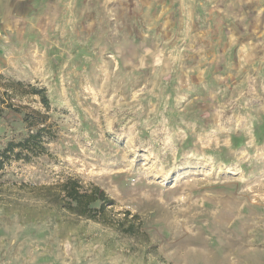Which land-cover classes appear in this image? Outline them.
Returning a JSON list of instances; mask_svg holds the SVG:
<instances>
[{"label":"rangeland","instance_id":"rangeland-1","mask_svg":"<svg viewBox=\"0 0 264 264\" xmlns=\"http://www.w3.org/2000/svg\"><path fill=\"white\" fill-rule=\"evenodd\" d=\"M56 9L0 63V95L50 106L12 98L0 145L26 112L52 130L0 171V264H264V0ZM68 178L113 200L103 221L64 205Z\"/></svg>","mask_w":264,"mask_h":264},{"label":"trees","instance_id":"trees-1","mask_svg":"<svg viewBox=\"0 0 264 264\" xmlns=\"http://www.w3.org/2000/svg\"><path fill=\"white\" fill-rule=\"evenodd\" d=\"M23 93L39 95L40 102L49 109L44 88L25 84L19 80H7L4 83V91L0 95V116H3L6 108L20 110L11 100L20 97ZM3 95H7V98H3ZM45 119L46 116L39 111L24 113L23 121L28 127L27 133L20 139H9L4 145H0V171L12 160H29L46 151L45 143L51 137L52 130L49 125L44 124ZM61 190L66 199L64 205L68 209L100 221H103L107 208L113 204V200L98 185L83 186L76 178H68L62 184Z\"/></svg>","mask_w":264,"mask_h":264},{"label":"crops","instance_id":"crops-1","mask_svg":"<svg viewBox=\"0 0 264 264\" xmlns=\"http://www.w3.org/2000/svg\"><path fill=\"white\" fill-rule=\"evenodd\" d=\"M83 0H0V63L11 49L14 40L21 31L25 32L27 23L39 30L37 24L48 17V22L55 24L59 20L58 7H70L82 4ZM36 23V25H35ZM35 25V26H34ZM30 28V29H31ZM29 29V28H28ZM41 31V29H40ZM24 34L20 37L23 38Z\"/></svg>","mask_w":264,"mask_h":264}]
</instances>
